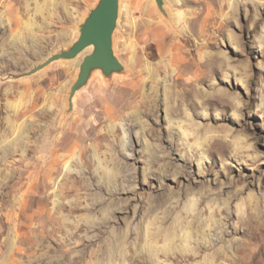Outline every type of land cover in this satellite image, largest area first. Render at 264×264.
Here are the masks:
<instances>
[{
	"label": "rangeland",
	"instance_id": "rangeland-1",
	"mask_svg": "<svg viewBox=\"0 0 264 264\" xmlns=\"http://www.w3.org/2000/svg\"><path fill=\"white\" fill-rule=\"evenodd\" d=\"M98 1L0 0V264H264V0H119L70 101Z\"/></svg>",
	"mask_w": 264,
	"mask_h": 264
},
{
	"label": "water",
	"instance_id": "water-1",
	"mask_svg": "<svg viewBox=\"0 0 264 264\" xmlns=\"http://www.w3.org/2000/svg\"><path fill=\"white\" fill-rule=\"evenodd\" d=\"M155 1L159 9L163 11V0ZM118 17L119 0H99L80 24L76 40L67 49L53 53L25 74L29 75L58 59H73L85 47L90 46L92 50L82 58L77 77L70 87L69 100L71 101L75 92L85 85L90 74L95 70L101 71L106 77L114 72L123 71L124 67L115 56L112 47V34Z\"/></svg>",
	"mask_w": 264,
	"mask_h": 264
},
{
	"label": "bare ground",
	"instance_id": "bare-ground-1",
	"mask_svg": "<svg viewBox=\"0 0 264 264\" xmlns=\"http://www.w3.org/2000/svg\"><path fill=\"white\" fill-rule=\"evenodd\" d=\"M120 3V2H119ZM55 6V5H54ZM42 10V9H41ZM119 10H120V4H119ZM92 50V48L90 47V46H87V47H85L80 53H79V55L78 56H76L75 58H73L72 60H75V59H77V60H79V62H78V66L80 65V63H81V60H82V58L86 55V54H88L90 51ZM213 57V56H212ZM217 58V57H216ZM215 62V61H214ZM201 65V64H200ZM199 70V69H198ZM95 71H99V70H95ZM94 71V72H95ZM197 71V70H196Z\"/></svg>",
	"mask_w": 264,
	"mask_h": 264
}]
</instances>
